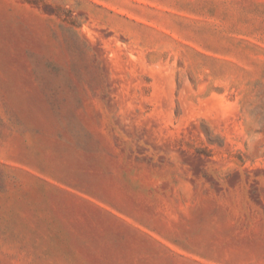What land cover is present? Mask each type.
Masks as SVG:
<instances>
[{
  "label": "rangeland",
  "instance_id": "374dc122",
  "mask_svg": "<svg viewBox=\"0 0 264 264\" xmlns=\"http://www.w3.org/2000/svg\"><path fill=\"white\" fill-rule=\"evenodd\" d=\"M0 264H264V0H0Z\"/></svg>",
  "mask_w": 264,
  "mask_h": 264
}]
</instances>
